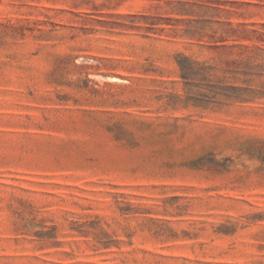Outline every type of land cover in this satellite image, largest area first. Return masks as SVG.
Segmentation results:
<instances>
[{"label":"rangeland","instance_id":"obj_1","mask_svg":"<svg viewBox=\"0 0 264 264\" xmlns=\"http://www.w3.org/2000/svg\"><path fill=\"white\" fill-rule=\"evenodd\" d=\"M0 264H264V0H0Z\"/></svg>","mask_w":264,"mask_h":264},{"label":"trees","instance_id":"obj_2","mask_svg":"<svg viewBox=\"0 0 264 264\" xmlns=\"http://www.w3.org/2000/svg\"><path fill=\"white\" fill-rule=\"evenodd\" d=\"M179 5H181V4H179ZM191 64H192V62H189V60L187 58H181V60L177 61V66H178L179 72H180V78L184 81H187L188 78L190 77V75H192ZM237 99H238L237 101L241 102V103L247 102L246 98H244L242 94H240L237 97Z\"/></svg>","mask_w":264,"mask_h":264}]
</instances>
